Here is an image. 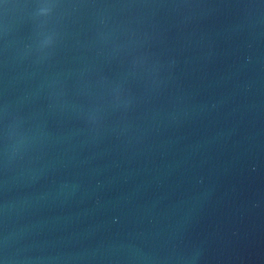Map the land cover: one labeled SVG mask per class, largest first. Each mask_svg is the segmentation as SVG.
<instances>
[{
  "label": "water",
  "instance_id": "1",
  "mask_svg": "<svg viewBox=\"0 0 264 264\" xmlns=\"http://www.w3.org/2000/svg\"><path fill=\"white\" fill-rule=\"evenodd\" d=\"M0 264H264V0H0Z\"/></svg>",
  "mask_w": 264,
  "mask_h": 264
}]
</instances>
